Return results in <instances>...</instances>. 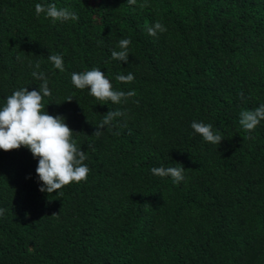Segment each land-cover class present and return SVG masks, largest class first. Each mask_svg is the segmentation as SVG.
<instances>
[{
  "label": "trees",
  "instance_id": "obj_1",
  "mask_svg": "<svg viewBox=\"0 0 264 264\" xmlns=\"http://www.w3.org/2000/svg\"><path fill=\"white\" fill-rule=\"evenodd\" d=\"M143 2L0 0V108L15 90H39L40 61L45 111L65 118L90 169L49 195L29 149H0V264H264V120L252 132L239 123L264 104V0ZM37 3L79 19L37 17ZM157 21L167 31L148 35ZM123 38L126 62L111 57ZM93 68L136 96L100 104L77 89L72 73ZM128 73L133 83L116 80ZM110 109L126 115L97 137ZM160 166L184 167L185 180L153 175Z\"/></svg>",
  "mask_w": 264,
  "mask_h": 264
},
{
  "label": "clouds",
  "instance_id": "obj_2",
  "mask_svg": "<svg viewBox=\"0 0 264 264\" xmlns=\"http://www.w3.org/2000/svg\"><path fill=\"white\" fill-rule=\"evenodd\" d=\"M127 3L136 6L138 0H127ZM138 6L141 8L147 7V0H144ZM42 13L46 18H50L53 23L57 21L61 23L77 21L79 19L75 12L67 8H58L54 3L48 5L37 3L35 14L39 17ZM165 31H167L166 27L159 21L147 28L148 35L153 37L157 36V33ZM131 43L130 38L120 39L118 42L120 50H112V59L122 62L128 61L129 45ZM48 60L52 62L56 69L61 72L65 71L62 56L50 54ZM29 66H33L31 62ZM40 67L41 62L37 61L34 65L36 70L32 72V76L37 81H42L39 83V90L30 91L27 86L15 90L12 95L6 98L5 105L0 108V149L11 151L18 150L22 146L29 149L33 157L38 159L36 174L39 181L42 182L40 191L51 195L73 182H86L90 169L85 164L87 155L73 138L74 130L65 123V118L59 115H51L47 110L45 111L44 98L51 96L52 92L45 73L38 71ZM116 80L120 83L131 84L134 82L135 77L132 73L119 74L116 76ZM71 82L77 89H88L89 94L100 101V104L111 102L118 105L122 102L126 103L128 99L136 96L135 90L127 92L115 90L100 68H93L79 73L73 72ZM243 95L241 92V98H243ZM72 98L67 99V101H71ZM125 115L124 112L110 109L96 126V131L93 134L97 137L101 136L106 125L108 130L111 131L113 121L117 117ZM239 116L240 125L247 132H252L264 120V104L254 110H242ZM191 127L210 144L220 145L224 139L220 134L213 131L211 124L193 121ZM184 172V167L160 166L151 169L153 175L157 177L170 176L176 184H180L185 180ZM3 214L4 209H0V216Z\"/></svg>",
  "mask_w": 264,
  "mask_h": 264
}]
</instances>
